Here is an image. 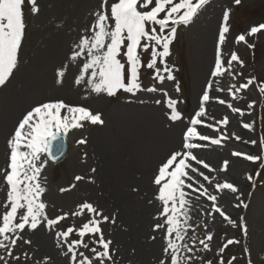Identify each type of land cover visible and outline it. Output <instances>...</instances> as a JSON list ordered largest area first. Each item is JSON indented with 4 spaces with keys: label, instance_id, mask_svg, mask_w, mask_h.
<instances>
[{
    "label": "rangeland",
    "instance_id": "rangeland-1",
    "mask_svg": "<svg viewBox=\"0 0 264 264\" xmlns=\"http://www.w3.org/2000/svg\"><path fill=\"white\" fill-rule=\"evenodd\" d=\"M126 1L0 0V264H264V0H136L129 7ZM15 30L16 47L8 50ZM133 37L137 47L129 59ZM215 74L221 98L213 105L223 112L210 125L223 150L216 160H234L229 174L237 178L230 186L222 181L227 175L203 172L197 181L195 190L210 199L207 210L215 216L198 217L176 251L166 250L164 241L144 245L128 230L145 213L137 199L122 219L102 223L96 208L106 204L108 186L86 178L98 135L84 139L91 114L110 121L107 148L137 157L132 175L114 167L111 200L115 189L121 195L137 187L140 167L164 166L172 146L187 148L198 103ZM83 81L99 86L98 100L83 96ZM49 105L43 113L64 130L83 124L89 110L81 143L51 165L44 157L46 130L37 145L26 140L41 134L28 131L32 159L22 180L33 179L17 187L9 169L16 149L8 137L13 140L28 113ZM234 135H242L240 141ZM246 146L251 153L242 158L237 151ZM185 155L182 149L175 164Z\"/></svg>",
    "mask_w": 264,
    "mask_h": 264
},
{
    "label": "bare ground",
    "instance_id": "bare-ground-1",
    "mask_svg": "<svg viewBox=\"0 0 264 264\" xmlns=\"http://www.w3.org/2000/svg\"><path fill=\"white\" fill-rule=\"evenodd\" d=\"M1 46L2 45L0 44V50L4 52ZM216 60L219 62L216 66L221 74L223 68L221 61H223V57H218ZM218 75L219 74H215L214 76H211L209 88L205 93V98L203 100L200 99L198 103V115L193 119L194 129H190L186 136V141L188 142L187 148H174V146H172L173 155L170 157H165L167 161L164 166L161 164L153 169L154 165H152V163L148 167H140V172L138 171V179L135 178V181L139 183L137 185L138 188L132 185L130 188H128V191H125V193L122 191L121 195H119L115 189L117 196H113L111 198L112 200L116 197L115 201L113 200L112 203L109 197H111L110 195L112 192H114V187H116V183L111 182L112 171L114 167H119V169L125 167V171L122 173H125V175H132L131 165L137 159L136 154L134 155L133 152L124 153V151L113 152L107 148V145H104L103 134L106 132V130H109L111 126L109 119L106 121L105 119H101L99 123H93L87 133H84V139H87V137L89 138L92 133L96 132L98 134L94 137L96 142L94 146L96 150L88 154V156L92 158V163L87 169L86 178H88L87 181L94 183L98 181L102 183V186H108V195H110H106L105 198V194L102 193L106 204L103 207L97 206L96 208L98 209L102 223L108 225L112 223V221L116 222L117 217L122 219V216H125L131 210H129V201L131 202V199H137L140 203V207L145 211V213L141 214V220L137 221L135 226L131 225L128 227V230L130 229L132 233H138V238H140L139 240L144 245H147L150 242H160L163 245L164 241V248H166V250L176 251L186 244L188 235L198 217H204L205 211L207 213L209 212L212 217L215 216L213 212L207 210L210 199L200 198L199 193L195 190L197 181L201 176H203V172H207L208 175L214 177L227 175V177L223 178L222 181L224 184H228L230 186H235V181L237 180V178L232 173L231 175L229 174L233 164L232 161L234 160L231 159L232 161H230L226 159L224 164L221 162V160L220 162L216 160V157L223 153V150H221L220 147H216L215 145L219 142V139L214 137L213 132H211L212 128L210 126L214 124L223 113L220 108H217V106L214 107L215 103L213 105V100H216L217 96L218 99L221 98V91L218 87ZM79 83L82 86L81 88L83 90L84 97L86 96L90 98V100L92 99L94 101L99 99V86H97V84H93L91 82L87 83L84 81ZM194 99L195 97L193 100ZM215 102L219 104V100H216ZM210 104H212V106ZM36 116H38L39 119ZM95 116L96 115H92L93 118ZM81 119L84 120L83 124L79 125V123L75 121L74 124H71V126L68 127V129L64 130V127H62L61 123L58 124L56 117L45 115L40 110L30 117L25 118L22 127L20 128L18 142L15 144L18 149L17 151H20L19 162L21 163V166L18 167L20 170V176L16 182L17 187L20 186L19 184L22 180V177L24 176V165H26V162H30L32 159L29 146L23 142L27 139L26 135L28 134V131L31 130L30 132L32 133H40L42 138L44 136L45 130L47 133H49L50 131L61 129L67 134L74 149L75 145H79L81 143L78 134L82 133L81 129L86 126L85 116L81 117ZM34 123L37 124L34 125ZM182 123L183 122L181 120L176 122L174 124V130L176 131ZM242 131L240 130V134ZM240 137H242V135H240ZM240 137L239 135H234L232 139L235 141H240ZM37 141V135H30L29 139L26 140V142H30L31 145L33 143L36 144ZM242 141L245 143V145H250L248 140ZM7 142L10 146L11 141L9 137ZM248 148L249 147H247V149ZM182 149L186 153V164L184 167L185 169H189V172L187 173L178 171L179 161L175 164L176 155L180 153ZM250 151L251 148L248 150L245 149L242 151H237V154L242 158H247L248 154L251 153ZM207 156H211L215 161L210 159V161L214 162H208L206 160ZM135 175H137V173H135ZM32 179L33 177L26 176L22 181H29L30 183ZM20 189L21 188L17 189L16 192L18 198L22 199ZM137 190H140V192ZM139 195L140 199L137 198ZM18 202H21V200ZM229 207L230 206H226L222 208L221 213H228L230 210ZM176 240L179 245L176 243Z\"/></svg>",
    "mask_w": 264,
    "mask_h": 264
},
{
    "label": "water",
    "instance_id": "water-1",
    "mask_svg": "<svg viewBox=\"0 0 264 264\" xmlns=\"http://www.w3.org/2000/svg\"><path fill=\"white\" fill-rule=\"evenodd\" d=\"M59 139H61V137H59ZM56 140L58 139L56 138ZM70 150L71 149H70V145L68 142H66L65 146L63 147V149H61V151L58 150L57 146L51 145V147H49L48 156L53 161L55 160V162L57 163V162L62 161L64 157H67Z\"/></svg>",
    "mask_w": 264,
    "mask_h": 264
}]
</instances>
